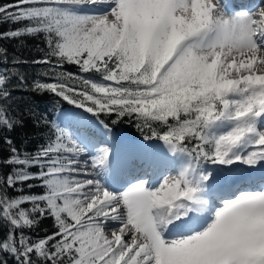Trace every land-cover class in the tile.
<instances>
[{
	"label": "snow or ice",
	"instance_id": "6c2138e0",
	"mask_svg": "<svg viewBox=\"0 0 264 264\" xmlns=\"http://www.w3.org/2000/svg\"><path fill=\"white\" fill-rule=\"evenodd\" d=\"M5 22L42 37L31 90L72 107L13 108L27 61L0 46V131L49 132L4 137L0 264H264V0H9Z\"/></svg>",
	"mask_w": 264,
	"mask_h": 264
},
{
	"label": "trees",
	"instance_id": "16d2710c",
	"mask_svg": "<svg viewBox=\"0 0 264 264\" xmlns=\"http://www.w3.org/2000/svg\"><path fill=\"white\" fill-rule=\"evenodd\" d=\"M9 2V0H0V3ZM23 26L22 24H13L11 22L0 23V32L8 31ZM0 46L7 49L9 57H16L27 61L19 66V72L25 76L27 83L19 86L16 81H13L12 86V103L13 108L18 112L27 114L29 110L34 113H42L49 115L52 119L57 111L61 108L68 107L66 102L60 101L58 97H54L50 93L36 94L31 90V82L40 74L46 71V66L34 64L32 61L40 57L42 53L40 49L44 48L42 37L40 36H23L20 38L0 40ZM67 71L76 72L74 66H66ZM16 71V69H13ZM58 114V112H57ZM56 114V117H57ZM117 131H122L131 137L139 136L138 130L133 124L127 122L121 123ZM49 132L47 129L38 128L31 119H28L23 127L16 128L12 132L0 131V162H2L9 155V147L4 143V137H10L16 147L25 149L29 152L34 151L39 147L44 139L47 138ZM43 138V139H42ZM0 164V173L7 171ZM40 191V189H35ZM52 229L51 220H44L39 228L40 235L44 234L45 230ZM6 230L4 224L0 222V234Z\"/></svg>",
	"mask_w": 264,
	"mask_h": 264
},
{
	"label": "bare ground",
	"instance_id": "6f19581e",
	"mask_svg": "<svg viewBox=\"0 0 264 264\" xmlns=\"http://www.w3.org/2000/svg\"><path fill=\"white\" fill-rule=\"evenodd\" d=\"M256 1L258 2V0H256ZM58 115H59V113L57 114V116ZM260 171L261 170L258 169L256 175H258ZM248 182H249V180L247 178L245 179L243 176H240V178L236 180L235 186L236 187H246ZM251 186L252 185H250L249 187H251Z\"/></svg>",
	"mask_w": 264,
	"mask_h": 264
},
{
	"label": "rangeland",
	"instance_id": "374dc122",
	"mask_svg": "<svg viewBox=\"0 0 264 264\" xmlns=\"http://www.w3.org/2000/svg\"><path fill=\"white\" fill-rule=\"evenodd\" d=\"M247 2H257L256 0H247ZM68 107H72L71 105H69ZM58 113L60 112V110L59 111H57ZM57 112H56V114H57ZM56 114H55V116H54V119L53 120H55L56 119ZM126 134V133H125ZM119 136H122V137H125V135L122 133V135L121 134H118ZM128 138H131V136L129 135L128 136ZM250 185H252L251 183H250V181L247 183V186L246 187H249ZM219 203V202H218Z\"/></svg>",
	"mask_w": 264,
	"mask_h": 264
}]
</instances>
